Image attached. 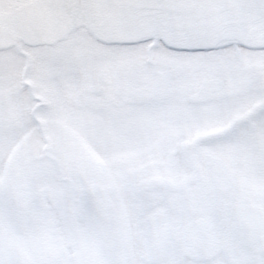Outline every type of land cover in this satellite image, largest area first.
I'll use <instances>...</instances> for the list:
<instances>
[{
	"label": "snow or ice",
	"instance_id": "snow-or-ice-1",
	"mask_svg": "<svg viewBox=\"0 0 264 264\" xmlns=\"http://www.w3.org/2000/svg\"><path fill=\"white\" fill-rule=\"evenodd\" d=\"M0 264H264V0H0Z\"/></svg>",
	"mask_w": 264,
	"mask_h": 264
}]
</instances>
